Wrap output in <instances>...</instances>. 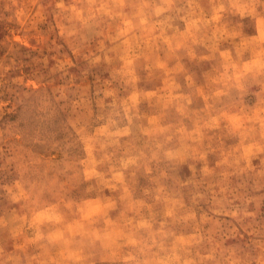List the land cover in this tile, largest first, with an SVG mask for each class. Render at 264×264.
<instances>
[{
    "label": "clouds",
    "instance_id": "1",
    "mask_svg": "<svg viewBox=\"0 0 264 264\" xmlns=\"http://www.w3.org/2000/svg\"><path fill=\"white\" fill-rule=\"evenodd\" d=\"M0 264H264V0H0Z\"/></svg>",
    "mask_w": 264,
    "mask_h": 264
}]
</instances>
